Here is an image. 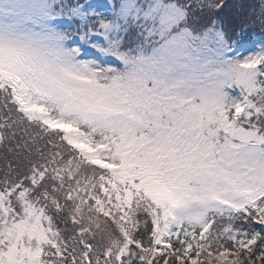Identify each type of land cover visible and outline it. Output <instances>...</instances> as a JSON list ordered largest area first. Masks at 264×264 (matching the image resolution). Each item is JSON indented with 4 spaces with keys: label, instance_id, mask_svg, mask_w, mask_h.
<instances>
[{
    "label": "snow or ice",
    "instance_id": "snow-or-ice-1",
    "mask_svg": "<svg viewBox=\"0 0 264 264\" xmlns=\"http://www.w3.org/2000/svg\"><path fill=\"white\" fill-rule=\"evenodd\" d=\"M259 3L0 0V264H264Z\"/></svg>",
    "mask_w": 264,
    "mask_h": 264
},
{
    "label": "trees",
    "instance_id": "trees-1",
    "mask_svg": "<svg viewBox=\"0 0 264 264\" xmlns=\"http://www.w3.org/2000/svg\"><path fill=\"white\" fill-rule=\"evenodd\" d=\"M227 7L220 14L222 17H229L237 14L238 10L248 13L250 10H254L255 14H259L260 3L259 0H225ZM256 31H259V25L256 26Z\"/></svg>",
    "mask_w": 264,
    "mask_h": 264
},
{
    "label": "rangeland",
    "instance_id": "rangeland-1",
    "mask_svg": "<svg viewBox=\"0 0 264 264\" xmlns=\"http://www.w3.org/2000/svg\"><path fill=\"white\" fill-rule=\"evenodd\" d=\"M90 2H93V3H95V2H98V0H90Z\"/></svg>",
    "mask_w": 264,
    "mask_h": 264
}]
</instances>
